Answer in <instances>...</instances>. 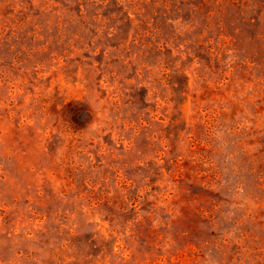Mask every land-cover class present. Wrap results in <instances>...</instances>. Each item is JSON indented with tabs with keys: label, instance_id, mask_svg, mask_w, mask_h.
I'll list each match as a JSON object with an SVG mask.
<instances>
[{
	"label": "rangeland",
	"instance_id": "obj_1",
	"mask_svg": "<svg viewBox=\"0 0 264 264\" xmlns=\"http://www.w3.org/2000/svg\"><path fill=\"white\" fill-rule=\"evenodd\" d=\"M0 264H264V0H0Z\"/></svg>",
	"mask_w": 264,
	"mask_h": 264
},
{
	"label": "clouds",
	"instance_id": "obj_2",
	"mask_svg": "<svg viewBox=\"0 0 264 264\" xmlns=\"http://www.w3.org/2000/svg\"><path fill=\"white\" fill-rule=\"evenodd\" d=\"M216 132H219V129L216 130ZM216 140V146L220 148L222 146V151H218L217 153V167L220 168L222 177L224 180V185H225V191H226V196H230V193H227V189L231 188L232 191H235L237 188V184L239 183V177L238 174H234L232 170V161L228 159L227 154L230 151V148L227 144L223 143V140L226 138H216L215 136L213 137ZM241 193H243V188L241 187ZM225 213L232 211L233 213L236 212L235 208L229 209L227 206L224 208Z\"/></svg>",
	"mask_w": 264,
	"mask_h": 264
}]
</instances>
